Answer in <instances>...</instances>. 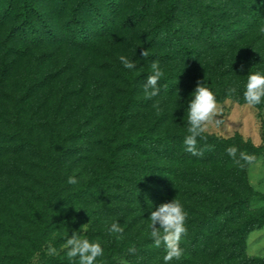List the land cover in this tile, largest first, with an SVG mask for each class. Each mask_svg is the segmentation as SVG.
I'll list each match as a JSON object with an SVG mask.
<instances>
[{
    "label": "trees",
    "instance_id": "1",
    "mask_svg": "<svg viewBox=\"0 0 264 264\" xmlns=\"http://www.w3.org/2000/svg\"><path fill=\"white\" fill-rule=\"evenodd\" d=\"M133 1L0 0V23L7 25L0 35V101L13 105L9 114L15 118L11 125L0 118V148L8 145L0 158L7 153L20 158L16 155L29 150L39 160L12 164L27 178L25 201L0 189V239L22 242L15 250L0 245V264H28L35 253L40 264H70L68 240L79 237L85 211V219L92 218L85 239L104 249L95 264H264V257L246 252L249 234L264 226V205L252 206L254 198L264 202V193L251 186L248 175L264 146L244 142L239 133L226 138L205 131L197 137L196 154L185 144L191 135L187 102L198 84L217 101L231 97L247 103L248 75L264 71V0H137L132 6ZM137 28L145 55L133 70L120 72L124 104L106 126L97 108L88 112L89 128L72 127L68 115H59L70 99L81 96L83 86L61 89L50 118L36 126L32 118L22 122L26 108L36 106L37 96L63 74L58 66L43 74L35 61L20 69L19 59L31 49H40L38 60L48 53L46 45L61 42L103 51L117 34ZM12 50L21 55L9 59ZM153 65L162 73L157 96L146 88ZM13 74L23 77L18 93L6 90ZM96 151L99 172L74 188L67 182L72 166ZM174 199L187 213V231L181 256L166 261L168 249L163 242L157 246L148 209ZM74 206L78 211L71 215L67 211ZM112 225L122 231H111ZM53 237L58 247L68 246L48 256L43 247Z\"/></svg>",
    "mask_w": 264,
    "mask_h": 264
},
{
    "label": "rangeland",
    "instance_id": "2",
    "mask_svg": "<svg viewBox=\"0 0 264 264\" xmlns=\"http://www.w3.org/2000/svg\"><path fill=\"white\" fill-rule=\"evenodd\" d=\"M219 1V0H215ZM132 6L138 1H133ZM6 23H0V35L6 28ZM133 33V34H132ZM132 33L117 34L114 39V44L109 45L103 51H81L67 43L61 42L55 45H46L48 53L43 54L38 60L40 49H31L30 54L25 58L19 59V68L23 69L26 62H36L40 70L44 73L50 71L52 68L60 67L63 74L59 79H56L47 90L42 91L40 96H37L39 106L41 102L44 107L35 111L36 106L27 107L22 122L32 118V125L36 126L38 122L43 121L44 117L50 118L53 110L57 107L59 102V91L61 89H77L83 86V92L77 99H70L68 106L62 107L59 110V115H68V125L77 127L79 125L89 128L93 121L88 118V112L91 108H97L101 114L99 121L102 125H107V119L112 116L113 112H119L123 107V95L126 82L120 76V72L124 70V65L121 63L120 57H127L130 61L136 63L141 58L140 36L142 34L140 28L135 29ZM3 52L0 50V56ZM19 56L21 53L10 51L8 58L12 59L14 56ZM23 56V55H22ZM133 70V69H132ZM132 72V71H131ZM23 77L19 74H13L12 79L7 84V92H20L22 90L21 83ZM13 89V90H12ZM151 93V92H150ZM0 101V118L6 124H15V118L9 111H14L13 105L5 106ZM39 103V104H38ZM161 104V100L156 102ZM6 104V103H4ZM100 107V108H99ZM218 114L214 120L207 124L205 132L210 134L220 135L226 138L234 136L236 133L242 135L244 142H252L255 145L264 146V107L259 108L257 105H249L247 103H240L237 100L228 97L224 100L217 101ZM8 117L10 122L3 120V117ZM3 118V119H2ZM219 121V123H217ZM91 122V123H90ZM25 129H29L27 124H23ZM5 144V142L3 143ZM7 143L0 149L6 151ZM33 146V145H32ZM34 147V146H33ZM34 151H23L21 156L2 155L0 158V189H7V192L17 196L20 194L23 201L26 200L25 192L27 178L17 169L13 168V162L19 161L23 166H30L39 162ZM100 155L99 151L95 153V157L84 158L77 166H72L70 176H76L78 183L72 185L74 188H81L87 182L95 178L99 172V158L97 161L96 155ZM85 156V155H83ZM85 166V167H84ZM249 182L251 186L258 192L264 193V155L260 156L248 169ZM68 177V178H69ZM16 194V195H15ZM18 197V196H17ZM84 202H80V204ZM78 204L79 206H81ZM264 202L259 198H254L252 206L260 208ZM77 206L69 209L67 212L75 215L78 211ZM5 211V209H2ZM6 215V213H5ZM88 212L85 211L84 216H79V234L77 239H85L90 232L92 218L85 219ZM22 242L19 240H9L4 237L0 239L1 248L13 247V250L20 248ZM55 237L49 239L43 250L48 256H57L68 245H60ZM246 252L250 257H264V226L260 229L252 231L246 241ZM28 264H40L41 255L35 253L29 256ZM122 264H127L125 261Z\"/></svg>",
    "mask_w": 264,
    "mask_h": 264
},
{
    "label": "clouds",
    "instance_id": "3",
    "mask_svg": "<svg viewBox=\"0 0 264 264\" xmlns=\"http://www.w3.org/2000/svg\"><path fill=\"white\" fill-rule=\"evenodd\" d=\"M141 55H145V53L141 52ZM120 60L124 67L129 70L136 67L135 63L127 57L122 56ZM153 67L156 70L148 77L146 88L152 89L151 96H157L160 92L158 81L162 73L156 65ZM243 96L249 105L264 103V71H256L248 75ZM187 112L188 130L191 135L185 138V144L188 146V151L196 154L197 137L205 131L207 124L212 122L218 114L217 99L213 91L202 86V84H198L188 99ZM235 153L236 149H229L230 155L234 156ZM245 158L250 159V157ZM67 182L75 185L78 183V179L76 176H70ZM148 210L153 228L152 236L155 238L157 246L163 242L168 249L166 261H170L174 257L179 258L182 254V249L179 246L180 241L187 231L185 227L187 213L183 205L174 199L171 202L161 204L154 210L149 206ZM159 229H162L163 233ZM111 231L121 232L122 229L117 225H112ZM68 245L70 247L67 256L70 264H76V258H78V264H95L97 257L104 253L99 242H90L88 239H69Z\"/></svg>",
    "mask_w": 264,
    "mask_h": 264
}]
</instances>
